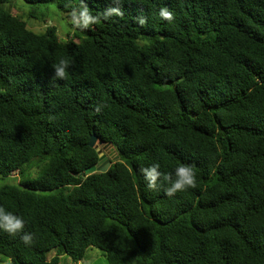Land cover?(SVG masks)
Instances as JSON below:
<instances>
[{
  "label": "trees",
  "instance_id": "trees-1",
  "mask_svg": "<svg viewBox=\"0 0 264 264\" xmlns=\"http://www.w3.org/2000/svg\"><path fill=\"white\" fill-rule=\"evenodd\" d=\"M10 1L0 179L20 177L0 186V206L34 239L0 230V254L78 264L97 247L107 264H264V0H123L121 16L65 38L30 29ZM25 1H55L70 18L81 3ZM83 3L93 15L110 6ZM62 58L72 65L53 82ZM93 133L119 156L105 172H86L99 162ZM155 163L192 166L196 187L149 190L141 169Z\"/></svg>",
  "mask_w": 264,
  "mask_h": 264
},
{
  "label": "clouds",
  "instance_id": "clouds-1",
  "mask_svg": "<svg viewBox=\"0 0 264 264\" xmlns=\"http://www.w3.org/2000/svg\"><path fill=\"white\" fill-rule=\"evenodd\" d=\"M109 7L100 15H93L86 4L81 3L79 7L73 8L70 16L71 23L74 27L86 29L91 25L99 23L101 20L107 21L112 17L121 16V4L123 0H107ZM159 18L162 21H172L173 14L167 7L159 9ZM141 25L146 24V19L141 17L138 19ZM72 65L70 59L62 58L55 65L52 66L54 71L53 82L58 79L65 80L69 68ZM141 174L146 181V186L149 190L158 191L163 186L164 194L168 197H173L178 192L186 191L189 188L196 187L197 179L196 173L192 166L181 164L175 167L174 172L165 173L160 171L158 163L152 164L149 167L142 168ZM25 220L23 217L16 215L4 207L0 206V230L15 236L17 233H22L20 239L25 246L33 243V233L24 232Z\"/></svg>",
  "mask_w": 264,
  "mask_h": 264
},
{
  "label": "rangeland",
  "instance_id": "rangeland-1",
  "mask_svg": "<svg viewBox=\"0 0 264 264\" xmlns=\"http://www.w3.org/2000/svg\"><path fill=\"white\" fill-rule=\"evenodd\" d=\"M10 7L12 12L16 15L24 17L27 22V26L36 31L43 32L46 29V25L55 26L57 33L60 37L73 36L75 28L71 23V18L63 13L57 6L55 1L31 5L25 0H11L6 3L5 8ZM29 12L34 14L29 17ZM104 144L101 145L103 147ZM107 155L109 158H113L116 153L110 145L107 147ZM38 167L35 168V173H37ZM20 175L18 173L12 174L10 177L0 179V186L5 183H12L16 180L18 181ZM54 254V250L50 251L48 255L51 257ZM0 264H13L11 260L4 255L0 254ZM63 264V262H62ZM78 264H107L103 252L97 247H91L87 250L85 259Z\"/></svg>",
  "mask_w": 264,
  "mask_h": 264
},
{
  "label": "water",
  "instance_id": "water-1",
  "mask_svg": "<svg viewBox=\"0 0 264 264\" xmlns=\"http://www.w3.org/2000/svg\"><path fill=\"white\" fill-rule=\"evenodd\" d=\"M103 144V140L98 139V137L93 133L91 135V139L89 141V145L91 147H96L98 153H99V162L97 165L92 166L86 170L87 173H94L97 170H100L102 172L107 171L110 166L112 165L113 161L118 159V155H115L113 158H109L107 155V147L110 146V144L101 145Z\"/></svg>",
  "mask_w": 264,
  "mask_h": 264
}]
</instances>
